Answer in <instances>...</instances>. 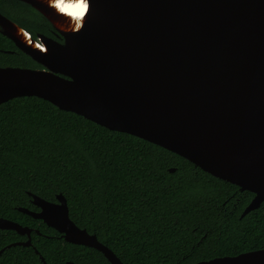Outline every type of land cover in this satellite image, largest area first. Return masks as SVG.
Wrapping results in <instances>:
<instances>
[{
    "label": "water",
    "instance_id": "1",
    "mask_svg": "<svg viewBox=\"0 0 264 264\" xmlns=\"http://www.w3.org/2000/svg\"><path fill=\"white\" fill-rule=\"evenodd\" d=\"M19 1L45 16L63 39L38 36L45 48L40 52L7 32L5 24L15 23L0 14V32L42 67H0V105L17 97L40 98L251 192L240 217L259 208L264 0H88L89 16L76 32L60 30L38 2ZM27 194L38 211H17L41 220L68 243L99 251L110 264H123L94 234L74 224L61 194L56 202ZM0 230L27 237L0 254L31 246L28 227L0 218ZM193 264H264V248Z\"/></svg>",
    "mask_w": 264,
    "mask_h": 264
},
{
    "label": "trees",
    "instance_id": "2",
    "mask_svg": "<svg viewBox=\"0 0 264 264\" xmlns=\"http://www.w3.org/2000/svg\"><path fill=\"white\" fill-rule=\"evenodd\" d=\"M0 14L33 40L63 39L25 2L0 0ZM7 66L42 69L0 32V67ZM28 192L50 202L61 194L74 224L123 264H193L264 248V201L240 217L251 192L145 140L17 97L0 105V218L32 229L31 246L4 249L0 264H42L34 249L46 264H110L17 211L37 210ZM24 240L0 230V250Z\"/></svg>",
    "mask_w": 264,
    "mask_h": 264
},
{
    "label": "bare ground",
    "instance_id": "3",
    "mask_svg": "<svg viewBox=\"0 0 264 264\" xmlns=\"http://www.w3.org/2000/svg\"><path fill=\"white\" fill-rule=\"evenodd\" d=\"M41 4L43 7L42 9L47 15V17L54 22V24L63 31L67 32H76L80 30V27L82 23L87 19L90 13L89 9V3L88 0H85L86 4L88 5L85 15L81 17L79 20H77L74 17L68 16L67 14L61 12L57 7H56V0H34ZM40 6V5H39ZM41 7V6H40ZM5 29L7 32H9L15 39L20 41L21 43L30 46L33 49H36L40 52H45V48L41 46L37 41L33 40L31 37H29L26 34V31L21 29L18 25L16 24H5Z\"/></svg>",
    "mask_w": 264,
    "mask_h": 264
},
{
    "label": "snow or ice",
    "instance_id": "4",
    "mask_svg": "<svg viewBox=\"0 0 264 264\" xmlns=\"http://www.w3.org/2000/svg\"><path fill=\"white\" fill-rule=\"evenodd\" d=\"M56 7L68 16L79 20L88 7L85 0H56Z\"/></svg>",
    "mask_w": 264,
    "mask_h": 264
},
{
    "label": "flooded vegetation",
    "instance_id": "5",
    "mask_svg": "<svg viewBox=\"0 0 264 264\" xmlns=\"http://www.w3.org/2000/svg\"><path fill=\"white\" fill-rule=\"evenodd\" d=\"M22 2V1H21ZM51 24V23H50ZM52 25V24H51ZM35 41H37V40H35ZM31 211H33V210H31ZM34 211H38V208H37V210H34ZM36 220V219H35ZM17 223V222H16ZM44 223V222H43ZM46 225V224H45ZM22 226V225H21ZM47 226V225H46ZM27 227V226H26ZM51 228V227H50ZM30 229V228H29ZM32 230V229H31ZM32 232V231H31ZM22 236V235H21ZM23 236H25V235H23ZM60 236H61V234H60ZM26 237V236H25ZM30 237H31V234H30ZM26 239H27V237H26ZM63 239V238H62ZM64 240V239H63ZM24 241H26V240H24ZM20 242H23V241H20ZM66 242V241H65ZM66 262H72V261H66ZM66 262H65V264H66ZM72 263H74V264H77V263H75V262H72Z\"/></svg>",
    "mask_w": 264,
    "mask_h": 264
}]
</instances>
